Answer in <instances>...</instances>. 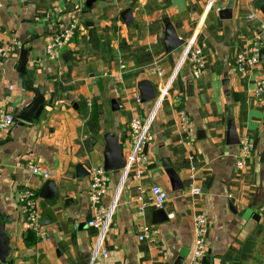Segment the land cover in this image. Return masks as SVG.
<instances>
[{"label": "crops", "instance_id": "obj_1", "mask_svg": "<svg viewBox=\"0 0 264 264\" xmlns=\"http://www.w3.org/2000/svg\"><path fill=\"white\" fill-rule=\"evenodd\" d=\"M87 2L0 0V118H13L0 129V215L9 245L0 264H88L97 242L87 225L90 171L104 168L109 137L125 164L130 122L146 120L155 100L144 99L165 85L169 96L144 148L148 163L140 174L129 166L107 172L103 203L120 192L103 233L107 257L98 255L94 264H175L180 256L189 264L197 214L208 221L209 264H264V99L255 96L264 79V0H96L91 8ZM73 19L71 43L60 58L48 59L46 45ZM174 41L182 44L170 51ZM253 42L259 63L239 72L237 57ZM189 43L201 50L200 72L180 61ZM229 120L239 141L252 144L240 170V146L227 142ZM30 165L48 179L32 175ZM170 170L181 189H173ZM48 181L52 199L41 197ZM153 185L167 193V221L159 224ZM27 191L37 197L43 236L22 227ZM141 226L156 231L153 241L138 239Z\"/></svg>", "mask_w": 264, "mask_h": 264}, {"label": "built area", "instance_id": "obj_2", "mask_svg": "<svg viewBox=\"0 0 264 264\" xmlns=\"http://www.w3.org/2000/svg\"><path fill=\"white\" fill-rule=\"evenodd\" d=\"M14 2L22 0H11ZM250 19L253 17L250 16ZM77 20L73 19L69 26L61 31L57 36L52 38L50 42L45 47V53L48 59L56 60L60 58L61 51L67 47L74 35L75 29L77 27ZM264 29V26H262ZM5 50L0 48V54H4ZM260 47L257 42H253L248 48L246 54H240L236 60L237 70L242 72L245 65L255 66L259 63ZM189 61L197 72L202 69L203 58L201 50L198 47H194L191 43L187 45L184 54L181 56L180 61ZM179 61V62H180ZM124 68V66H121ZM157 73L161 75V71L157 70ZM169 96V85L163 86L159 95L154 99V107L151 114L146 118L145 121L141 123L140 120L134 119L129 124L130 137H131V147L126 152L125 164L122 168L125 170L128 166L132 167L135 173L140 174L141 169L145 164L148 163L147 156L144 152V148L148 143L152 141V134L150 133L151 122L154 119L155 112L161 105L164 99ZM255 96L262 100L264 99V79H260L256 82ZM180 127L183 131L188 129V117L184 112L179 113ZM13 124V118L11 116H3L0 118V129H5ZM240 149L238 154V159L236 162V167L238 170L244 168L247 163V159L251 156L252 144L248 138L240 140ZM29 170L34 176H41L43 179H48L49 175L46 171H42L39 165H30ZM89 180V202L93 209V216L88 222V226L97 231V242L94 250L90 256L88 264H94L96 258L101 256L102 258L107 257V251L102 246V238L105 229L110 225L114 210L117 205V199L119 196L120 189H117L114 196L108 202V204L103 203V199L107 195V172L103 167H98L90 171ZM192 193L194 195H199L201 193L200 189H193ZM150 203L157 209H162L165 202L167 201V193L159 186L153 185L150 189ZM22 212L24 219L22 221V227L26 230H30L43 236L42 229L38 220V209H37V197L33 192H25L21 197ZM142 207L145 204H141ZM208 221L207 218L202 214L194 215L193 217V248L191 251V256L189 258V264H200L201 260L207 254V234H208ZM140 234L138 236L139 240L153 241L156 231L147 226H141L139 228ZM14 264H22L19 260Z\"/></svg>", "mask_w": 264, "mask_h": 264}, {"label": "water", "instance_id": "obj_3", "mask_svg": "<svg viewBox=\"0 0 264 264\" xmlns=\"http://www.w3.org/2000/svg\"><path fill=\"white\" fill-rule=\"evenodd\" d=\"M95 1L96 0H88L86 7L91 8V5ZM220 11L221 13H226L227 11H229V9L224 10L220 7ZM169 32L167 33V35L171 36L170 35L171 33ZM181 44L182 42L174 41V44H173L174 46L169 48V50L172 51L176 49L177 47H179ZM18 64H19V72L23 73L25 71V64H26V52L25 51H21L19 55ZM143 87L147 88L146 85ZM153 99H155V95H154L153 90L151 89L150 95L146 96L144 101H149ZM109 141L111 142V145H109L108 147L109 151L105 154L104 170L106 172L121 170L124 167V160L121 157V152L117 144V139L115 137H109ZM227 142H228V145H238L240 143L238 135L235 130L234 123L232 120H229L228 125H227ZM168 174L171 179L173 189L174 190L181 189V185L179 183V180L176 174L171 172V170ZM45 195H49V196H45ZM54 196H55L54 184L52 181H48L44 185L43 191L41 192V197H43L44 199H52L54 198ZM152 212H153V219H154L153 223L154 224H159V223H163L167 221V217L164 215V212L162 209H157L153 206ZM8 251H9V245H8V241L5 236V233H4L2 218L0 215V263L5 262L8 256ZM183 259L184 258L182 256L178 257L177 260L175 261V264H181ZM209 262H210V257L209 255H207L202 259L201 264H209Z\"/></svg>", "mask_w": 264, "mask_h": 264}]
</instances>
